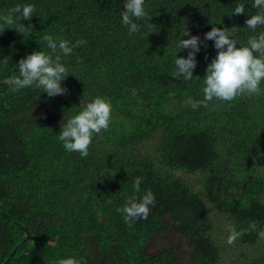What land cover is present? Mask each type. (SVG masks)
I'll return each mask as SVG.
<instances>
[{
    "label": "trees",
    "instance_id": "trees-1",
    "mask_svg": "<svg viewBox=\"0 0 264 264\" xmlns=\"http://www.w3.org/2000/svg\"><path fill=\"white\" fill-rule=\"evenodd\" d=\"M23 0H0V12ZM32 36L0 32V264H264V94L202 99L212 41L193 79L173 77V41L188 28L243 25L224 14L234 0H146L141 34L120 24L123 0H33ZM247 7V5H246ZM44 33L74 45L65 95L10 91L18 61ZM246 40L248 33H239ZM181 51L178 55H185ZM264 87V85H262ZM96 95L112 102L111 125L87 156L57 140L63 115ZM142 176L156 197L146 219L117 211ZM175 239L173 242L172 239Z\"/></svg>",
    "mask_w": 264,
    "mask_h": 264
},
{
    "label": "clouds",
    "instance_id": "clouds-1",
    "mask_svg": "<svg viewBox=\"0 0 264 264\" xmlns=\"http://www.w3.org/2000/svg\"><path fill=\"white\" fill-rule=\"evenodd\" d=\"M247 5V7H246ZM224 14L245 16L243 25L232 27L211 24V28L199 35L190 34L187 27L173 41V77L191 81L197 66L196 54L201 45L212 41L215 55L206 64L202 76V99L189 97L186 101L193 110L207 102L215 100L232 101L240 95L259 96L264 94V0H234L230 10ZM38 16V9L33 0H23L4 12H0V32L6 28L14 29L20 34L22 41L27 42L32 36L33 25L22 21H30ZM149 18L146 0H123L120 11V24L129 36L141 34L145 27L141 22ZM246 32V40H241L239 33ZM38 48L26 53L17 63L18 75L13 74L9 81L10 91L32 89L38 93H46L48 97L65 95L68 92L62 84L66 75L73 70L67 58L73 54L74 45L63 36L44 33L40 37ZM186 51L185 55H178ZM0 56V64L7 60ZM112 102L107 97L96 95L86 100L78 110L63 115L59 125L57 140L64 150L87 156L93 138L111 125ZM142 176H135L131 181L132 194L117 211L131 223L137 219H146L151 207L156 202L155 194L145 189L142 194ZM56 264H80L75 255L61 256Z\"/></svg>",
    "mask_w": 264,
    "mask_h": 264
},
{
    "label": "water",
    "instance_id": "water-1",
    "mask_svg": "<svg viewBox=\"0 0 264 264\" xmlns=\"http://www.w3.org/2000/svg\"><path fill=\"white\" fill-rule=\"evenodd\" d=\"M25 232H26L25 238L12 249V251L10 252L8 258L5 260V262L3 264H6L8 259L12 256L14 251L21 245V243L25 242L30 237V232L28 230H25Z\"/></svg>",
    "mask_w": 264,
    "mask_h": 264
},
{
    "label": "rangeland",
    "instance_id": "rangeland-1",
    "mask_svg": "<svg viewBox=\"0 0 264 264\" xmlns=\"http://www.w3.org/2000/svg\"><path fill=\"white\" fill-rule=\"evenodd\" d=\"M172 240H173V242H175V239L174 238Z\"/></svg>",
    "mask_w": 264,
    "mask_h": 264
}]
</instances>
